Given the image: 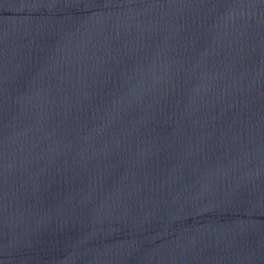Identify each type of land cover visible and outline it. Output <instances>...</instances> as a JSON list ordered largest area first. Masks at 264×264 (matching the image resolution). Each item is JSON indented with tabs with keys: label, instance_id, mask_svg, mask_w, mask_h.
<instances>
[{
	"label": "water",
	"instance_id": "95a60500",
	"mask_svg": "<svg viewBox=\"0 0 264 264\" xmlns=\"http://www.w3.org/2000/svg\"><path fill=\"white\" fill-rule=\"evenodd\" d=\"M0 264H264V0H0Z\"/></svg>",
	"mask_w": 264,
	"mask_h": 264
}]
</instances>
